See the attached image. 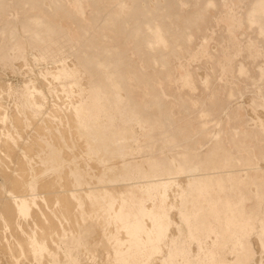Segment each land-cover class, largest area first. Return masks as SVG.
Instances as JSON below:
<instances>
[{
  "label": "rangeland",
  "instance_id": "1",
  "mask_svg": "<svg viewBox=\"0 0 264 264\" xmlns=\"http://www.w3.org/2000/svg\"><path fill=\"white\" fill-rule=\"evenodd\" d=\"M83 1L89 5L85 7V16L64 20V24L72 29L71 35L79 37L83 32L85 44L91 43L94 53L98 49L93 43L99 41L100 46L108 48V56L113 54L114 58H122L125 62L127 58L131 59L137 68L140 67L136 73L139 84L145 82L146 74L154 75V89L149 90V96L153 91L156 98L154 138L157 143L151 150H139V160L134 156L136 150L132 144L126 142V130L133 123L129 117L135 109L136 89L134 83H123L114 94L119 118L116 128L120 129L115 135L110 136L105 130L106 134L100 139V131H92V128L85 131L77 117L79 109L75 107L77 134L94 141L90 145L92 150H88V145L81 149L72 134L70 143L64 145L67 151L62 145L54 146L48 136L51 130L46 124L57 127L64 124L69 129L71 123L70 120L62 123L61 119L47 118L52 117L56 109L61 110L60 115L66 116L62 110L64 106H61V103L66 104V99L53 104L52 112L49 106H45V114H40V107H37L40 102L37 103L35 97V103H31L29 89L23 86H40V74L64 61L68 65L75 63L82 80H87L83 82L87 95L93 85L92 79L102 85L106 83L101 79L104 73L93 60L89 72H85L81 63L77 65L78 60L87 56L81 54L83 47L79 43L77 50L72 48V54L64 53L55 58V62L49 57L41 59L44 49H53V43L45 39L43 27L56 21L53 16L59 0H37V6L30 0H0V103L6 110L4 116H7L3 125L1 116L5 112L0 110V132H8V136H0L1 169L10 165L7 162L12 157L9 171L17 166L18 160H26L30 168L44 167L43 176L63 172L66 167H74L77 173L96 175L97 170L107 166V172L116 180V190L110 193L100 188L93 192V199L101 210L107 211L111 198L115 201L122 198L127 209L123 212L126 225L110 235L106 232L107 227L98 226L90 219L87 226L74 225L73 220L72 224L63 222L65 226L59 222L63 235L56 232L59 237H55V241L49 238V246L53 241L52 247L45 251H37L26 242L29 236L37 240L43 235L47 239L48 231L53 232V228L47 229L40 218H45L43 212L52 211L50 203L55 209L60 208L55 192V195L48 194L46 199L40 198V203L34 204L33 212L30 210L17 218L14 228H7L0 211V264L17 262V257L12 259V256L18 254L16 241L20 238L26 241L22 250L25 257L19 258L23 253L18 256L21 264H262L258 241L259 236L262 237V200L259 205L255 200L245 204L247 209L258 212L255 217L238 215L241 211L229 209L226 199L228 195L237 202L239 195L232 191L247 189L242 179L250 181L252 195L264 194V170L260 167L264 163V0ZM36 14L40 17L38 23L33 24ZM79 26L83 29L79 30ZM110 48H114V52L110 53ZM10 87L13 92H7ZM163 97H167L168 106L173 108V116L163 104ZM52 100L49 97V105ZM180 105L189 111H180ZM19 110L23 116L21 129L19 125L14 126L15 121L12 122V114L16 115ZM28 111H32L33 120L26 117ZM41 125L45 128L42 129ZM196 130L198 133L194 137H186L187 132L194 134ZM32 135L37 136L34 140L39 139L44 144L43 151L37 148L38 154L36 148L32 149V155L34 151L37 154L33 159L27 157L31 154L24 152L25 147L33 142ZM141 135L142 146L149 138L145 137V131ZM7 139L11 142L9 153L12 157L9 160L4 143ZM15 139H19L18 143ZM100 144L107 149L104 156H97L94 151L102 148ZM131 149L135 154L128 155ZM67 152L68 159L63 156ZM116 157L128 168L126 173L120 171V163L114 164ZM146 157L154 158L147 162L142 160ZM166 157L167 165L174 167L171 171L164 168L163 163V166H154L156 160ZM1 169L0 176L6 172V168ZM168 175L176 179L170 180ZM64 179L63 182L67 180ZM105 180V175L99 177L102 186ZM1 187L0 210L8 190L6 186ZM31 189L37 191V183ZM189 189H193L191 193ZM71 197L75 198L74 195ZM168 202H173L172 206ZM142 216L151 222L152 230L162 222L168 225L164 251L156 253L149 240V227L141 223ZM134 217L135 222H132ZM77 219L76 222L81 221L80 217ZM13 229L17 233L12 232ZM95 233L110 239L94 240ZM6 247L13 248L11 253L6 252ZM26 248L31 250H28L29 254ZM51 249L53 251H49Z\"/></svg>",
  "mask_w": 264,
  "mask_h": 264
},
{
  "label": "bare ground",
  "instance_id": "2",
  "mask_svg": "<svg viewBox=\"0 0 264 264\" xmlns=\"http://www.w3.org/2000/svg\"><path fill=\"white\" fill-rule=\"evenodd\" d=\"M28 89H29L28 90V93H29L30 97L33 100L38 95H39V97H41L40 96V94H41L40 91L34 86V84H32ZM0 90H1V86H0ZM7 92H13V88L10 87ZM36 99H37V97H36ZM42 99H44L43 96H42V98L40 100L42 101ZM33 100H32L31 103L34 104L35 103V100L34 101ZM45 100H44V102H45ZM61 101L63 102L62 99H61ZM46 102H47V100H46ZM55 102H56V100H55ZM37 103H39V102H37ZM44 104H46V103H44ZM44 104H42V105L44 106ZM62 104H64V103H61V106H64L62 108V110H64V112L66 113V116L60 115V113H61V110L60 109H56V110H54V112H52L53 111V109H52L50 112H52L53 115H52V117L47 118V120H50L52 118H54V119L55 118H58V119H61L62 120V123L65 122V120H68V121L70 120L69 122L71 124H69L70 125L69 129L66 126H63L64 124L62 126H59V127H57V126H55L53 124H46L47 127L51 130L49 132L48 136L52 139V143L55 144L54 146H56V147H58V146L61 147V145H62L63 146L62 149H65L64 148V145L65 144L67 145V144L70 143L69 138H70V134H72L74 138H77L78 146L81 149H84L88 145L89 146V149L88 150H92V148H90V145L91 144H94V141L91 140L90 138L89 139H87V138H85V139L84 138H81L77 134V124H76L77 122H76V119H75V112H74V108L75 107H72V105L69 104V103H67V102L64 105H62ZM42 105H39L38 106V104H37V107H42ZM3 109H4V107L0 103V110H3ZM46 110H47V107H46ZM4 112H5V114H3L1 116L2 117L1 119H2L3 125H5L4 122L7 119V116H4V115H6V110L5 109H4ZM20 112L21 111L19 110V111L16 112V115L12 114V116H13V121L12 122L15 121L14 126L15 125H19V128L21 129V127H20V123L21 122L20 121L23 120L22 119L23 116L21 115L22 113H20ZM26 117L29 120H33L32 118H35L34 115L32 114V111H28V116H26ZM40 127L43 129V128H45V125L44 126L41 125ZM88 128H90V129L93 128L92 124L90 126H88ZM5 129H7V128L5 127ZM56 129H58V132L56 131ZM69 130L71 132H69ZM95 130L96 131H100V134H98L100 139H102L103 138V135L106 134V131H105L106 128L103 125H101V124H97V126L95 127ZM85 131H87V130H85ZM13 133L14 132H12V134ZM45 133H47V132H45ZM41 134H43V133H41ZM14 135H20V134L19 133L18 134L15 133ZM38 135H39V132H38ZM0 136H1V138H2V136H8V132L7 131H1L0 132ZM34 137L32 135L31 140L33 142H31V140L29 141V142H31V144H29V142H28L29 147L25 145L26 146L25 147L26 149L24 151L25 154H31L32 155V152L31 151H33L32 149H34V148H36V150H37L36 153L37 154H38V149L40 150V152H41V150L43 151L44 144L39 139H35L34 140ZM127 137L128 138H127L126 142L128 144H132V140H133V134H132V132L131 133L128 132ZM13 138H18V137L14 136ZM129 138H132V139L129 140ZM18 140L19 139H15L16 142ZM4 143L7 146V150H6L7 152L6 153H8L9 155H7L5 152L4 153L7 155V158L9 157L7 159V160H9L12 157V155L10 154L11 153L10 152L11 151L10 150L11 142H10V140L7 139V141H4ZM41 145H43V148H42ZM36 146H38V147H36ZM100 146H102V148H100V149L98 148L97 150L94 149V151H96L98 153L97 156H99V155L100 156L101 155L104 156V154L107 153V149H105V145L100 144ZM4 151H5V149H4ZM27 151H28V153H27ZM66 151H65V153H66ZM36 153H35V151L33 152V155H32L33 157L31 155H28V156L26 155V156L28 158L31 157V159H33L34 156L35 157L37 156ZM68 153L69 152H67V154L63 155L66 159H68V157H70V155ZM127 153H128V155H133V154H135V150L134 149H131ZM63 154H64V152H63ZM13 156H14V154H13ZM21 159H23V158H21ZM12 160H13V157L11 158V161ZM11 161H8L7 163H9L11 165L12 164ZM1 162H3V161H1ZM117 163H120L122 165L121 160H119L118 157L114 158V164L116 165ZM5 164L6 163H4V165ZM10 165L5 167L7 170L4 168L6 172H4L0 176L1 177V179H0V188H2L1 186H6L8 188L5 201L1 205V210H0V211H2V214H4V217L2 219H3V222H5L4 224L7 225V228L13 227V226L15 227V225H16L15 220L17 218H19L22 215H25L30 210H32L30 212H33V209L32 208H33L34 204H37L38 205V202H39L40 198L41 199H46V197L50 193L52 195L55 192L56 193V196H57L56 199L59 200V202H60V206H59L60 208L56 207V209L50 203L51 206L49 205V208L51 209V207H52V211L49 209L51 211L50 213L43 212L44 214L46 213L45 218L44 217H41L40 218L41 219V222H43L44 225H47L46 226L47 229H51V227L53 228V232H55V234L52 232V230H51V234H50V230H49L48 233L50 235L49 234L48 235L46 234L48 236L47 239L43 238V235L41 234L42 236H41V238H39L40 240L39 239H37V240L36 239H33L31 236H29V240L27 242L25 241L27 243L26 244L27 246L28 245L29 246H32V247L34 246V247L37 248V251H39V250L40 251H45V250L51 248L52 247L51 246L52 245V242L55 241V237H59V235L60 236L63 235V229L59 228V226H60L59 225V222H61V224L63 222L65 224H66V222L68 224H72L71 221L73 220L74 225H76V224L77 225L82 224L84 226V224L90 223V222H88V220L90 219L91 221H96V224L98 226L107 227L106 228V232H108L109 235L112 234V233H114L115 231H117V229H121L122 227H124L123 225H126L127 221H126V217H124V213L123 212L124 211L127 212V209L125 207V202H123V199L122 198H121V200L118 199L116 201L114 200V198H111L109 200V202H108V204H109V210L107 209V211L101 210L99 208L98 203L95 202L94 199H93V192H98L100 188L101 189L102 188L107 189V190H109L110 193H113L116 190L115 189L116 188L115 187V184H116L115 181L116 180H113V175L111 173L107 172L108 171L107 166H105V168H103L102 170H99V171L97 170L96 175H87L84 172L83 173H80L79 172L80 173L79 174V173L76 172V169L74 167L73 168L72 167L71 168H67L66 167L63 172L54 173V174H47L46 176H43L41 174L43 173V170L45 169L44 167H41V166H35L34 167L33 166L32 168H30L28 166V163H27L26 160H24L22 162L20 160H18L17 166H15V168H13L11 171H9L10 170L9 169L10 168ZM154 166L157 168L158 166H163V164H162V162L160 160H156L154 162ZM260 167H261V169L264 170V163L263 162H262V164H260ZM123 168H125V169H123ZM0 169H1V167H0ZM4 169H1V170H4ZM121 169L122 170H120V171L122 173H126L128 168H126V167H124L122 165V168ZM103 175L106 176L107 180H105V183L102 186V184L99 182V177H101ZM184 175L181 176L180 179L183 180ZM161 177H163V175ZM168 177H169L170 180H175L176 179L174 177H170L169 175H168ZM64 178L67 179L65 182L62 181V179H64ZM108 179H110V180H108ZM34 183H37V191H35V192L34 191H31L32 190L31 187L33 186ZM46 187H48L49 190H47ZM192 190L193 189H189L190 193L192 192ZM55 193H54V195H55ZM70 195L71 196L74 195L75 198L73 199ZM172 201H174V200H172ZM172 203L170 202L169 204L172 206ZM41 206L42 205H40L39 207H41ZM68 207H69V209H68ZM121 208H123V209H121ZM41 211H42V209H41ZM106 213H108V216L106 215ZM79 217H80L81 221L76 222V220H78L77 218H79ZM142 217L143 218H141V223L143 224V226L149 227V231H150L149 232L150 233V235H149V238L150 239L149 238H147V239H149L151 242H153L154 249H155L156 253H160L163 250V248L165 247V245H166L165 244V241H167L166 240V235H167V232H168V225L165 222H162L156 229H155V227H153V230H152L151 225H150L151 222H149L148 219L145 218V216H142ZM153 217H154L153 218V221H155L156 220V216L153 215ZM4 218H5L6 221L4 220ZM35 218H36V216H35ZM35 220L36 219H34V221ZM132 222H135V217L132 219ZM64 223H63V225H64ZM87 224H86V226H87ZM56 225H58V227H56ZM5 228L6 227H4V230H5ZM10 230H11V228H10ZM13 230L14 231H12V232L15 233L16 232L15 229H13ZM16 230H18V229L16 228ZM40 231L42 233H44V231H42V230H40ZM56 232H58L59 235H57ZM12 235H13V233H12ZM38 235H40V233L37 234V236ZM123 237H125V236H123ZM14 238H15V236H14ZM22 238H23V236H22ZM35 238H36V236H35ZM49 238H51V240H52V238H54L53 241L51 242V245H50L51 247L49 246V244H50ZM17 239H18V237H16V239H14V240L16 241ZM27 239L28 238H26V240ZM93 239L94 240H97V239L105 240V239H110V238H109V236H108V238H104L103 235H101L99 233H95L94 236H93ZM5 241H7V239ZM10 242H8V243H10ZM25 242L21 241V238L16 241V247H17L16 251L18 253L17 256L13 255V251H12V254H10L11 253L10 251L13 250L12 247H11L12 249L9 248V247L8 248L7 247L4 248V249L7 250V251L5 250L6 252H10L9 254L11 256L13 255L12 256L13 258H12L7 253V255L10 256L9 258L15 259L17 257L18 260L16 259V261L18 262L19 261V258L25 257L24 253L22 252V250H24V247H26V245L24 244ZM13 244H14V241H13ZM3 245H4V243H3ZM0 247H2V245ZM8 249H9V251H8ZM26 249H27V252L26 251L25 252L28 253V250L29 249L28 248H26ZM29 251H31V250H29ZM49 251H53V250L51 249ZM20 253H21V255L23 253V255H22V257H19L18 258V256H20L19 255ZM43 254L45 256V253H43ZM46 257H47V255H46ZM11 260H9V261H11ZM16 261H14V262H16ZM16 263H14V264H16ZM19 263H20V261H19ZM10 264H11V262H10Z\"/></svg>",
  "mask_w": 264,
  "mask_h": 264
},
{
  "label": "crops",
  "instance_id": "3",
  "mask_svg": "<svg viewBox=\"0 0 264 264\" xmlns=\"http://www.w3.org/2000/svg\"><path fill=\"white\" fill-rule=\"evenodd\" d=\"M30 2L32 3V5L35 6H37L38 4L37 0H30ZM59 2L60 4L56 5V10L54 11L53 16L54 18H56V21L48 22L46 25H44V27L42 26L44 28L43 33L45 34V39L48 42L53 43V49L51 51L48 48L44 49V56H41V59L49 57L51 58V62H55V58L60 57V55H63L64 53L72 54V48L74 47V49L77 50L80 44L81 47H83V51L81 52V54L84 53L87 56L84 59L78 60L77 65H80L81 63L80 66L84 68L85 72H89L93 64L92 60L95 61L94 64L96 65V67L98 69H102V72L104 73V78L101 79L102 81H104L105 79L106 83L102 85L99 82L96 83L94 79H92L91 82L93 83V85L89 89V93L86 95L87 90L84 88L83 82L87 80H82V78L80 77V70L77 69L76 64L73 63L71 65H68L64 61H61L59 65L50 68V70H45L43 73L40 74V86L34 84V86L42 94H40L41 97H39V95L36 96L38 99L37 102H40V99L43 96L44 99H42L39 104H47H44V106L42 105L38 112H40V114H45V106H49V108H51L53 104H58V101H61V99H66V101L71 104L72 107H77L79 109L77 117L82 122L84 130H90L88 126L92 124L93 128L91 130L95 131V127L97 126V124H101L106 128L109 135L113 136L118 130H120L116 128V122L119 118L118 111L116 110L115 106V90L117 91V88L122 87L123 83H125L126 85L128 83H130L131 85L132 83H134L133 88L136 89L134 91L135 109L132 114L130 113L132 116L129 117V119L133 123L132 127H128V130L126 131L130 133L132 132L134 136L132 140V146L136 150V154L134 156L136 157V159H139V150H151L153 144L157 143V139L154 138L156 120V98L154 96L153 91L152 94L149 96V90L154 89V85L152 84L155 80L154 75L146 74L147 78L145 82L139 84V80L136 77V73L139 71L140 67L137 68L135 66L136 64H134L131 59L126 57L128 61L125 62L122 60V58H114L113 54H110V56H108V48H106L105 46H100L99 41H95L93 43L94 47L98 49V51L94 53V51L91 49V46L93 45L91 43L85 44L83 32H81L82 34L79 35V37H77L76 34L71 35L72 29H70L66 24H64V20L73 19L75 16L83 18L86 13L85 7H88L89 5L83 4V0H59ZM14 15L15 14L11 13V16L13 18H15ZM35 16L36 17L33 19V24L38 23L37 20L40 17L39 14H36ZM78 29L82 30L83 27L79 26ZM77 43L79 44L77 45ZM111 52H114V48H110V53ZM163 79L165 80L166 78ZM31 85L32 84L28 86L24 85L23 88H29ZM49 97L54 98L56 102L53 99V102H51L49 105ZM166 98L167 97H163L162 102L165 106H167V109L169 110V115L173 116V108L171 106H168ZM45 99L47 100V102ZM175 102L176 100L174 101V103ZM180 107V111H183L185 113L189 111L188 108H186L185 106L180 105ZM121 130L125 131L123 129ZM144 131L146 132L145 137L147 136L149 138V141L145 145L141 146V133ZM186 131L187 130H185V132ZM197 133V130L194 134H189V132H187L186 137H194V135H196ZM214 137H217V134H215ZM197 142L198 141H195V144H197ZM231 143L233 144V142ZM152 158L154 157H146L142 160H146L147 162ZM160 160L166 166L164 168L170 169V171L172 168H174L171 165H167L168 157L160 158ZM242 181L247 184V189L243 192H238L236 190L232 191L233 193L239 195V199L237 200V202L235 201V198H232L231 196L227 195L226 201L228 202V207L231 210L241 211V213H239L238 215L258 217V212H256V210L254 209H247L245 204L249 200H255L257 205H259L260 201L262 200V204H264V194H262L261 196L260 194L258 195L254 193L252 195L250 192V181H248L247 179H242ZM262 185V188H264V183H262ZM201 195L203 196V194ZM258 241L260 254L262 256V264H264V209L262 210V237L260 235Z\"/></svg>",
  "mask_w": 264,
  "mask_h": 264
}]
</instances>
